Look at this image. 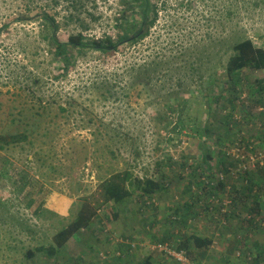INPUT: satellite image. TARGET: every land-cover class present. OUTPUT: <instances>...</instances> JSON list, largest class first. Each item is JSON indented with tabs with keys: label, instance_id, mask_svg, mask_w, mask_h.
<instances>
[{
	"label": "rangeland",
	"instance_id": "obj_1",
	"mask_svg": "<svg viewBox=\"0 0 264 264\" xmlns=\"http://www.w3.org/2000/svg\"><path fill=\"white\" fill-rule=\"evenodd\" d=\"M122 1L85 0V9L78 7V12L90 26L87 35L113 36V18L122 10ZM42 12L55 16L59 6L54 7V0H0V27L9 20L0 32V139L35 130L27 140L6 145L0 141V264H143L146 256L152 264H182L174 257L179 252H186L189 264H264V108L257 107L264 106V92L259 99L253 87L255 77L264 83V70H244L231 95L233 103L225 99L215 107L222 115L235 113L233 121L241 123L232 126L230 139L225 131L220 140L206 143L186 129L178 133L166 111L173 99L193 98L191 112L205 119L201 104L222 92L220 75L238 38L231 28H226L227 41L222 42L219 27L206 28L204 21L201 28L194 27L190 12L181 14L170 6L167 12L159 11L155 25L137 44L107 57L93 53L79 58L67 78L59 80L52 79L56 64L40 21H10ZM202 16L205 20L206 13ZM175 20L184 25H173ZM73 30V25L61 26L57 36L64 41ZM246 34L264 48L263 32L248 29ZM178 38L186 48L178 62H188L192 73L158 66L149 86L143 85L141 75L129 91L128 66L143 65L172 46L178 51L181 43L171 45ZM193 40L198 45L188 49ZM164 75L168 78H160ZM209 76L214 85L207 83ZM162 79L165 85L158 84ZM177 79L181 87L175 86ZM104 86L110 94L105 100ZM71 97L78 108L70 109L66 121L57 103ZM47 101L53 108L44 112L39 103ZM99 122L128 139L111 141L107 136L97 142L93 134L102 126ZM217 135L214 127L213 137ZM204 147L211 151L209 168L200 157ZM125 169L140 180H154L157 189L144 195L136 191L121 204L102 206L89 226L66 242L60 257L46 258L36 251L74 220L83 199L93 202L100 181ZM252 178L253 192L247 189ZM240 190L250 197L236 195ZM252 194L262 200L255 215L249 213ZM49 205L67 212L61 216L49 211ZM191 235L209 244L177 250ZM158 244H167L172 255L157 249ZM29 250L32 257L27 256ZM116 252L123 258L116 260Z\"/></svg>",
	"mask_w": 264,
	"mask_h": 264
},
{
	"label": "trees",
	"instance_id": "obj_2",
	"mask_svg": "<svg viewBox=\"0 0 264 264\" xmlns=\"http://www.w3.org/2000/svg\"><path fill=\"white\" fill-rule=\"evenodd\" d=\"M171 1L172 0H123L122 10L117 17L113 18L115 27L117 28L113 36L107 34L101 37L87 35L86 32L89 31L90 26L85 24L84 18H82L78 12V7L85 9V0H54V7L59 6V12L54 13L55 16L59 17L58 20L55 16L42 12L34 16L22 14L21 16H15L10 21L14 20L22 23H30L35 20L40 21L46 33L44 39L48 40L52 46L48 53L53 56L54 64H56L52 79L59 80L67 78L70 70L76 66V62L79 58H86L88 54L93 53H98L107 57L117 53L122 46L129 48L137 44L147 37L149 31L155 25L159 11L162 10L167 12L170 6L175 10L177 9V12L181 14L190 12L189 16H191L194 21L192 24L194 27L201 28L202 21H204V26L206 28H210L211 26L213 28L219 27L221 30V37H219V40L222 42L227 41L224 35L226 28H231V34H235L238 38L230 46L231 51L223 67V72L220 75L221 78L224 79L221 87L222 92H218L219 95L214 96L213 99L205 98L206 100L201 104L203 107L201 117L203 116L205 119L198 120V116L191 112V101L193 98L175 99V101L173 99L175 103L166 107V111H170L169 123L172 124V129L176 132L180 133L186 129L189 135L201 137L204 143H206L208 139L220 140L224 131L226 132V138L230 139L231 136L229 135V131H231L232 126L234 124L239 126L241 123L233 121L236 120L235 113L228 112L222 115L218 110V114L214 111L215 107L217 105V107H219L225 99L227 102L233 103L231 95L236 92L239 84L238 78L244 70H252L255 72L264 70V48L256 47L252 39L246 34L248 29L256 31L257 33L263 32L264 34V0H173L174 4H172ZM203 13H206L205 20L204 16H202ZM8 23L9 20L7 24H3L0 27V32ZM72 25L74 27L73 33L68 34L66 40L61 41L57 36L60 27H69ZM173 25L181 27L184 24L175 20ZM177 43H181L178 51H174L172 46L169 52L163 53L156 59L148 60L143 65L137 66L135 63L129 65L126 70L127 78H129V86H126V88L129 91L132 90L135 87L134 85L139 82L141 75H145L143 77V85L149 86L152 82L151 79L154 76L152 73H155V68L162 65H171L172 69H170V71L174 70L173 72L177 74L182 69H190L192 73L193 66L187 67L188 62L184 64L178 62V60L184 57L186 48L184 42H182L180 38L172 42L171 45H176ZM196 45H198V42L193 40L190 41L187 46L188 49H191ZM160 78L168 77L164 75ZM257 78L259 77H255L254 79L253 87L255 94L261 99V95L264 92V83ZM166 83L167 80L165 79L158 81V84L161 85H165ZM207 83L209 85H214V77L209 76ZM175 86L181 87V79L176 80ZM107 95H110L109 90L104 86V92H102L104 100L107 99ZM166 99L165 97V102L170 101ZM257 107L264 108V106ZM39 108L46 112L45 108H53V103H39ZM57 108L61 113V117L66 119V114H69L70 109L78 108V102L75 98L71 97L63 103H57ZM37 113L40 115L39 111ZM219 116H221V118H219ZM68 119L69 115L66 121H68ZM216 119L218 120L216 121ZM99 123L101 124V122ZM101 125L102 126L97 128V131L95 130L93 134L97 142L106 139L107 136L111 141L115 140V138H117L118 141H125V139H128L126 133L122 134L117 128L106 125L110 128L106 129L105 125ZM214 127H216V130L218 129L216 139L213 137ZM29 134L34 135L35 130L32 129L27 132H22L19 135L7 136L3 138V141H1V138L0 141L6 145L14 141L27 140ZM43 135H45V133H43ZM0 149H3V147L0 146ZM200 157L204 166L209 168L208 162L211 159V151L208 147H204L201 150ZM254 180L253 178L248 180L249 187L247 189L249 191L252 190L251 192L254 191L253 189L256 185V181ZM157 187L158 184L154 180H140L139 178L133 177V174L128 169L108 174L106 178L98 183L92 194L93 202L83 199V202L76 210L77 214L74 220L54 234L51 244L48 246L41 245L36 248V251L43 254L46 258H52L54 256L60 257L63 254L66 242L73 236L80 235L81 230L89 226V222L96 216L97 211H99L102 206L108 203H113L115 205L121 204L136 191H141L142 195L153 194ZM219 187L222 188L223 184H219ZM236 195H246L250 197L249 192H243V190L236 192ZM251 197L254 204L250 209H247H249V213L255 215L258 214L259 209L262 208V200L258 195L252 194ZM241 204V207L246 206L244 202H241ZM208 244L209 241L191 235L184 237L182 243L177 244L178 246L176 249L189 250L190 248L194 249L195 247L207 246ZM131 245L130 243L128 244L129 247H127L130 249L132 248ZM117 253L118 252L115 254L116 260L122 259L123 255ZM185 255L187 256L186 252ZM27 256L32 257L33 252L29 250ZM143 264H151V258L147 257Z\"/></svg>",
	"mask_w": 264,
	"mask_h": 264
},
{
	"label": "built area",
	"instance_id": "obj_3",
	"mask_svg": "<svg viewBox=\"0 0 264 264\" xmlns=\"http://www.w3.org/2000/svg\"><path fill=\"white\" fill-rule=\"evenodd\" d=\"M132 247H133V245H132ZM156 247H157V249L163 250L166 254L172 255V253L169 252V248H168L167 245H164L163 244V246H161V244H158ZM117 254H120V253L118 252ZM174 257H176L177 260L180 263H182V264H184V263L189 264V263H187L188 262V259L185 256V252H179L177 255H174Z\"/></svg>",
	"mask_w": 264,
	"mask_h": 264
},
{
	"label": "crops",
	"instance_id": "obj_4",
	"mask_svg": "<svg viewBox=\"0 0 264 264\" xmlns=\"http://www.w3.org/2000/svg\"><path fill=\"white\" fill-rule=\"evenodd\" d=\"M63 201V200H62ZM54 207H56L55 205H54ZM53 206H50L49 205V207L47 208L49 211H53V212H55V213H59L61 216H64V214L67 212V208H64V209H58V208H54ZM122 248H123V246H122ZM121 248V249H122ZM126 248V247H125ZM128 248V247H127ZM124 249V248H123ZM124 252V251H123ZM148 256H146V258H147ZM145 262V261H144ZM152 264V263H151Z\"/></svg>",
	"mask_w": 264,
	"mask_h": 264
}]
</instances>
